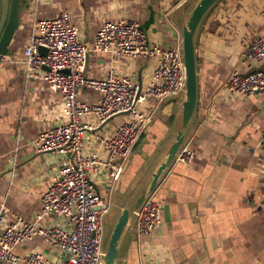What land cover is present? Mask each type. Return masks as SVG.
I'll return each instance as SVG.
<instances>
[{"label":"crops","instance_id":"1","mask_svg":"<svg viewBox=\"0 0 264 264\" xmlns=\"http://www.w3.org/2000/svg\"><path fill=\"white\" fill-rule=\"evenodd\" d=\"M24 1L23 17L9 45L14 52L0 61V203L9 221L17 216L33 219L41 212L50 178L66 157L36 152L32 146L40 133L65 121L60 95L43 79L25 73L23 48L35 23L68 9L84 42L91 46L89 40L104 20L136 19L142 24L153 5L160 14L147 30L151 41L173 48L182 40L178 6L170 0L159 8L156 0ZM197 1L188 2V8ZM218 2L204 18L196 40L198 105L186 141L194 151L193 162H177L169 169L154 192V198L163 204L162 227L143 237L135 234L134 225L129 227L117 264H264V157L258 149L264 128V90L231 95L224 89L234 69L264 70V62L250 63L245 54L256 36L264 37V0ZM156 63L155 58L114 57L91 50L86 73L93 79L109 73L130 75L144 83ZM101 96L89 87H82L79 93L84 102H95ZM165 103L112 189L107 188L106 175L92 173L97 189L111 205L115 195L118 205H124L147 179L145 172L134 184L147 161L144 155L154 156L155 164L169 144L180 102ZM123 118L118 115L97 131L109 134ZM91 122L96 125L94 119ZM86 137L90 142L89 132ZM45 223L46 219L39 224ZM31 252L42 253L44 264L60 260L59 250L40 236L15 250L20 257Z\"/></svg>","mask_w":264,"mask_h":264},{"label":"built area","instance_id":"2","mask_svg":"<svg viewBox=\"0 0 264 264\" xmlns=\"http://www.w3.org/2000/svg\"><path fill=\"white\" fill-rule=\"evenodd\" d=\"M189 1L174 3L180 6ZM179 40L173 48L162 47L151 41L138 20L121 18L104 20L90 46L84 42L79 27L73 24L68 9L35 23L32 36L23 48L25 73L27 77L43 79L60 95L65 121L40 133L32 146L36 152H56L66 157L51 176L41 212L33 219L17 216L9 221L0 203V262L44 264L40 252L24 257L15 253L19 245L40 236L59 250L57 264H103L104 218L111 204L100 194L92 173L106 175L107 188L112 189L155 117L157 103L183 92L186 66ZM41 47L47 49L46 54L41 53ZM91 50L114 57L155 58L157 63L146 84L136 82L130 75L116 77L112 73L93 79L85 75L86 54ZM245 54L250 63L264 62V37L256 36ZM82 87L101 92V98L95 102L81 101ZM224 89L231 95L263 91L264 70L234 69ZM118 115L124 116L123 121L111 133L104 135L97 131ZM88 132L92 137L90 142L86 137ZM258 149L264 157V128ZM193 159L194 151L185 144L175 163L190 164ZM44 219L46 223L39 224ZM163 222V204L153 194L138 212L135 234L152 235Z\"/></svg>","mask_w":264,"mask_h":264},{"label":"water","instance_id":"3","mask_svg":"<svg viewBox=\"0 0 264 264\" xmlns=\"http://www.w3.org/2000/svg\"><path fill=\"white\" fill-rule=\"evenodd\" d=\"M175 1L176 0H170V3H174ZM218 1L219 0H198L189 12H185V4L177 8V14L182 24V47L186 66V83L180 96L170 97L166 100H179L180 102L175 132L163 155L155 164H153L156 159L154 156L148 157L144 155L147 161L143 164L142 173L136 177L134 184L137 185L139 183L141 176H143L145 172H148V177L134 193L126 199L123 206L118 205L117 195L114 196L113 203L104 218L106 235L105 241H103V264H117L120 245L125 233L129 227L135 226L138 212L141 210L146 200L154 194L156 188L175 163L178 154L186 144L198 105L197 35L204 18ZM25 8L26 2L24 0H0V61L3 56H11L14 52L9 48V45L17 31ZM149 10L150 14L148 19L142 23V28L146 31L150 25L156 21L157 15L160 14L153 5H149ZM89 41L91 43L93 42L91 39ZM40 51L42 54L47 53V49L44 47H41ZM88 57L89 52L86 54V67L88 64ZM44 68L47 69V67ZM85 75L87 76L86 70ZM133 152L126 162L124 169L129 166ZM117 213H119L118 218L113 223Z\"/></svg>","mask_w":264,"mask_h":264},{"label":"rangeland","instance_id":"4","mask_svg":"<svg viewBox=\"0 0 264 264\" xmlns=\"http://www.w3.org/2000/svg\"><path fill=\"white\" fill-rule=\"evenodd\" d=\"M166 1L167 0H156V2H157V4H158V8L159 7H161L163 4H166ZM193 1V0H192ZM192 1H190L189 3H191ZM189 3H187V4H185V12L187 11H189V10H191V9H189L188 7L189 6H187V5H189ZM219 3V2H218ZM187 8V9H186ZM149 34V33H148ZM149 36H150V34H149ZM151 37V36H150ZM145 84L147 83V81L146 82H144ZM166 104L167 103H165V101H163V102H158L157 103V105H156V107H155V110H154V113L155 112H157V114L160 112V111H162L163 110V108L166 106ZM140 142V141H139ZM140 144V143H139ZM137 147V146H136ZM88 153V150H86V154ZM119 206H121V205H119ZM122 206H123V204H122ZM121 208V207H120ZM119 208V209H120ZM118 215H119V213H117L116 215H115V217H114V220H113V223L117 220V218H118ZM105 235H106V233H105V231H104V240L103 241H105Z\"/></svg>","mask_w":264,"mask_h":264}]
</instances>
